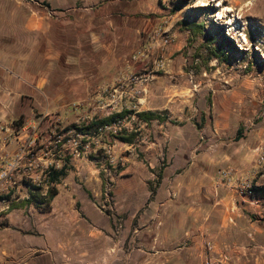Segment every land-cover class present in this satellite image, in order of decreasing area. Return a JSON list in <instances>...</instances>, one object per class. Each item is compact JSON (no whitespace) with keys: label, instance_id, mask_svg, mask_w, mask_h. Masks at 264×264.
<instances>
[{"label":"crops","instance_id":"0c3cea01","mask_svg":"<svg viewBox=\"0 0 264 264\" xmlns=\"http://www.w3.org/2000/svg\"><path fill=\"white\" fill-rule=\"evenodd\" d=\"M56 1L60 7L62 0ZM71 1L63 10H41L26 0H0V120L46 110L65 114L72 112V100L97 98L163 18L173 36L166 49L170 75L158 76L139 98L127 96L125 105L169 113L165 120L145 121L142 137L128 143L131 150L139 146L144 160L135 150L124 157L131 161L115 174V213L95 202L100 187L65 190L60 184L46 210L38 207L22 221L34 222L40 236L20 233L8 222L2 229L13 236L1 233L3 247L25 254L21 264H206L208 257L212 264H264V205L217 178L220 169L232 168L238 177L264 183L257 162L264 147V109L254 121L248 79L238 95L215 96L214 115L204 123L187 116L173 124L176 96L164 83L172 77L184 81L180 64L172 63L182 47L173 16L145 18L123 11L120 0ZM161 163V172L154 170ZM71 171L61 180L71 183ZM24 238L33 241L27 248L20 245Z\"/></svg>","mask_w":264,"mask_h":264},{"label":"rangeland","instance_id":"374dc122","mask_svg":"<svg viewBox=\"0 0 264 264\" xmlns=\"http://www.w3.org/2000/svg\"><path fill=\"white\" fill-rule=\"evenodd\" d=\"M26 1L33 6L40 7L41 10H51V8L63 10L68 4L75 3L71 0H62L61 6L56 8V0ZM47 1L52 5L47 4ZM120 6L123 11L135 12L136 15H142L145 18H157L163 13L173 16L175 26H179L180 37L178 38L182 40V47L176 51L174 57L177 56V59H173L172 63L177 64V66L178 63L180 64L177 71L178 74L184 76V81L175 83V77H172L167 78V83H164L167 84V88L164 87V90H172L173 96H176L172 100L177 103L173 108L174 114L170 112L171 115H175V118L171 119L173 124H181V121H186L185 117L187 116H191V120L199 125L204 123L210 115H214L212 109L213 98L221 92L238 95L242 80L246 78L248 79L249 89L255 95L253 103L257 112L254 113L252 118L254 121H258L263 117L264 0H120ZM144 17L143 19H145ZM185 21L204 22L206 28L203 33L194 35L186 28ZM223 31L234 41L238 48L228 52L229 57L227 59H219L214 56L207 40L210 35L217 36L218 41L221 40ZM149 38L150 36L143 37V40L138 41L136 49L128 55V60L134 52L148 42ZM213 45L215 44H211V46ZM126 62L124 63L125 66ZM168 68L169 65L165 71L159 72L156 78L162 75H170V72L167 71ZM123 69L124 67L119 68L118 71L120 72ZM133 70L135 72L139 71L140 66L136 65ZM151 87L152 85L148 91ZM78 101L83 100L71 101L70 107L73 109V114L72 112L65 114L60 111L54 112L60 118V126L69 128L78 126L79 123L85 126L89 123L90 117H95L90 105H87L84 110H75L72 106L73 103ZM28 103L30 104L31 101H28ZM194 107H198V110ZM158 111L165 120L169 110L161 109ZM26 112L28 113V111ZM39 114L36 111L33 114L20 117L17 121L28 120ZM86 115H90L89 118ZM66 116H69V118H66ZM243 116L242 114L239 115L241 123L244 121ZM239 121L235 120L233 123L239 124ZM144 126L145 124H138L137 131L125 133H136V138L142 137ZM118 138L121 140L119 136ZM101 140L104 145L106 142H113L114 137L105 136ZM93 146L95 147V144ZM138 147L133 149L135 150L134 155L139 160H144V154ZM95 149L97 151L89 150L84 157L71 159L73 164L71 166V183L61 180L60 184H64L63 189L71 188V186L78 188L100 187L102 192L98 199L95 198V202L104 212L113 214L115 213L113 207L115 203V174L128 167L131 159H125L124 157L129 156L133 150L128 148L126 144L119 143L116 149L119 163L110 164L105 159V152L101 144L96 146ZM163 167L164 165L161 163L154 170L161 172L160 168ZM32 210L35 212L38 210V207L34 206L33 203L16 208L11 212H8L9 209L4 211L0 216L1 228L9 222L14 229L20 230V233L40 236V231L34 225V222L29 223L30 220L22 224V221L29 219L30 215L34 217L33 215L36 213ZM112 217H115V215H112ZM97 218H101V216L98 214ZM2 232L8 237L13 236L10 229H2L0 233ZM46 240L50 244H54L52 237L49 236ZM32 242L24 238L20 245L27 248Z\"/></svg>","mask_w":264,"mask_h":264},{"label":"built area","instance_id":"2783aa9c","mask_svg":"<svg viewBox=\"0 0 264 264\" xmlns=\"http://www.w3.org/2000/svg\"><path fill=\"white\" fill-rule=\"evenodd\" d=\"M168 18H163L154 29L148 42L134 52L127 65L111 83L100 87L99 96L87 101L73 103L75 110H84L90 105L95 117L109 116L117 111L131 109V112L107 124L95 125L85 130L79 123L75 127L60 126V118L52 111L46 110L24 121L3 122L0 120V216L10 208L12 202H20L40 194L36 207H46L48 201L60 185L63 173L73 165L71 159L84 157L85 154L101 144L105 159L110 164H118L116 149L119 143L128 148L129 142L119 140L125 132L137 131L138 124L145 120L138 115V110L125 105L126 97L139 98L155 83L159 72L165 71L170 63L166 54L172 43V32L168 27ZM136 65L140 70L135 72ZM114 137L113 142L102 144L103 137ZM95 144V147L93 146ZM257 159L258 170L264 172V147H261ZM219 182L226 183L239 194L247 196L254 204L264 205V193L259 194L258 187L264 191V183L257 184L250 178L238 177L235 170L220 169L217 174ZM0 225V232H1ZM5 238L0 233V264H21L25 254H10L4 247ZM212 243H207L211 250ZM24 263V262H23ZM206 264H212L210 257Z\"/></svg>","mask_w":264,"mask_h":264},{"label":"trees","instance_id":"16d2710c","mask_svg":"<svg viewBox=\"0 0 264 264\" xmlns=\"http://www.w3.org/2000/svg\"><path fill=\"white\" fill-rule=\"evenodd\" d=\"M184 23L186 25V28L189 29L192 32V34H194V35L199 34V33H203L205 28H206V25L204 22L185 21ZM207 40L210 43L209 45H210L211 53L219 59H227L229 57L228 52L238 49L236 44L234 43V41L230 37H228L224 33V31L222 33V39L221 40L218 41V37L215 35H210ZM211 44H215V45L211 46ZM130 112H131V109H124L122 111H117V112H115L109 116H106L103 118H98L95 121H93L92 123L85 126L84 129L89 130L95 125L110 123L114 120L119 119L120 117L125 116L126 114H128ZM138 115L141 119H143L145 121H151L153 119H158V120L164 119V117L161 116L159 112L152 111V110L140 111V112H138ZM119 137L121 138L122 141L131 143L135 140L136 133H124V134H121ZM238 137H240V133H239ZM60 173H64V171H61ZM258 191H259L260 195H263L264 191H263L262 187H258ZM53 195H54V192L51 193L50 198H52ZM40 198H41L40 194L34 193L32 195V197L29 199H25V200H22L20 202H12L8 212H11L12 210L19 208V207L27 206L32 202L38 203L39 201H41ZM39 208L42 211L46 210V207L39 206Z\"/></svg>","mask_w":264,"mask_h":264}]
</instances>
